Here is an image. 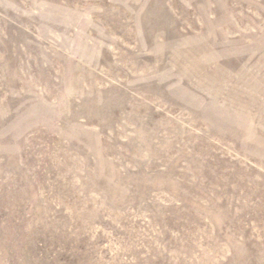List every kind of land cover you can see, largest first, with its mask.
Returning a JSON list of instances; mask_svg holds the SVG:
<instances>
[{"label":"rangeland","instance_id":"obj_1","mask_svg":"<svg viewBox=\"0 0 264 264\" xmlns=\"http://www.w3.org/2000/svg\"><path fill=\"white\" fill-rule=\"evenodd\" d=\"M0 264H264V0H0Z\"/></svg>","mask_w":264,"mask_h":264}]
</instances>
